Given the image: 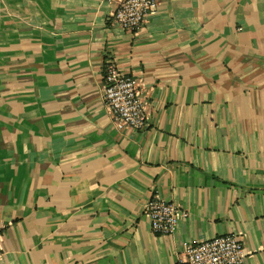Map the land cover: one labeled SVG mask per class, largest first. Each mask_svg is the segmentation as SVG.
I'll return each mask as SVG.
<instances>
[{
  "label": "crops",
  "instance_id": "crops-1",
  "mask_svg": "<svg viewBox=\"0 0 264 264\" xmlns=\"http://www.w3.org/2000/svg\"><path fill=\"white\" fill-rule=\"evenodd\" d=\"M117 1L0 0V264H183L222 234L264 264V0H163L135 32ZM108 61L146 129L113 124Z\"/></svg>",
  "mask_w": 264,
  "mask_h": 264
},
{
  "label": "built area",
  "instance_id": "built-area-1",
  "mask_svg": "<svg viewBox=\"0 0 264 264\" xmlns=\"http://www.w3.org/2000/svg\"><path fill=\"white\" fill-rule=\"evenodd\" d=\"M163 0H118L114 21L135 32L155 15ZM138 80L122 72L114 61L104 66L103 97L113 124L120 130L140 131L148 127V112L140 94ZM145 213L155 233H173L189 211L154 195ZM1 232V228H0ZM1 246V241H0ZM183 264H245L246 249L241 234H222L185 247Z\"/></svg>",
  "mask_w": 264,
  "mask_h": 264
}]
</instances>
